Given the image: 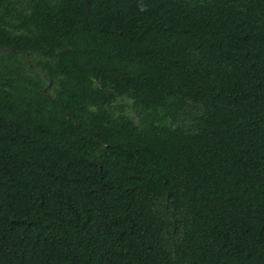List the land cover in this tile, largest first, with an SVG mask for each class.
Returning a JSON list of instances; mask_svg holds the SVG:
<instances>
[{
	"label": "trees",
	"instance_id": "trees-1",
	"mask_svg": "<svg viewBox=\"0 0 264 264\" xmlns=\"http://www.w3.org/2000/svg\"><path fill=\"white\" fill-rule=\"evenodd\" d=\"M0 264H264V0H0Z\"/></svg>",
	"mask_w": 264,
	"mask_h": 264
},
{
	"label": "clouds",
	"instance_id": "clouds-1",
	"mask_svg": "<svg viewBox=\"0 0 264 264\" xmlns=\"http://www.w3.org/2000/svg\"><path fill=\"white\" fill-rule=\"evenodd\" d=\"M141 10H143V9H141Z\"/></svg>",
	"mask_w": 264,
	"mask_h": 264
}]
</instances>
